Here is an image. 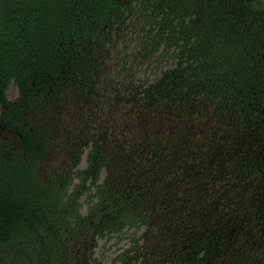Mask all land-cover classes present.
Masks as SVG:
<instances>
[{
	"label": "trees",
	"instance_id": "16d2710c",
	"mask_svg": "<svg viewBox=\"0 0 264 264\" xmlns=\"http://www.w3.org/2000/svg\"><path fill=\"white\" fill-rule=\"evenodd\" d=\"M147 6L153 33L148 30L141 55L177 66L151 83L146 74L140 83V73L122 68L131 77L125 95L120 87L107 94L98 86L102 62L89 57L87 47L91 49L93 37L99 44L115 43L124 30L122 24L114 28L117 21L126 22L139 7L142 15ZM250 6L245 0H0V264H92L99 239L124 228H145L143 237L156 239L154 249L150 244L127 252V264L132 252L144 264L154 257L187 264L192 254L206 255L201 264L234 257L228 245L238 225L209 220L214 210L220 211L215 203L222 204L203 202L202 188L207 187V197L223 188L212 175L220 171L214 168L216 161L229 163V140L230 151L239 152L238 175L243 169L242 180L249 181L255 174L256 200L264 201V159L255 147L261 137L250 133L241 141L214 134L208 137V149L198 143L197 150L193 139L179 143L176 127L167 128L168 110L186 115L209 100V94L214 99L223 92L225 102H217L213 110L222 114L227 107L236 108L242 102L237 98L249 87H264V49L249 55L244 46L247 37L250 43L259 37L264 41V17L249 25ZM46 37L45 46L34 51V42ZM52 42L62 50L53 56L48 49ZM10 78L21 92L15 101L4 97ZM154 89H161L163 98L173 97L159 104ZM107 95L115 98L114 105ZM70 96H75L72 106L80 119L76 129L72 121L64 128L65 164L50 168L61 120L45 114L69 105ZM125 102H132L130 110ZM120 104L122 116L130 118L117 117ZM145 106H150L149 114ZM148 116L160 117L161 126L147 129ZM85 152L89 166L74 169ZM209 155V163L201 164ZM75 178L80 184L70 192ZM89 189L93 196L85 201L89 209L84 217L80 200ZM253 237L258 239L247 238Z\"/></svg>",
	"mask_w": 264,
	"mask_h": 264
},
{
	"label": "rangeland",
	"instance_id": "374dc122",
	"mask_svg": "<svg viewBox=\"0 0 264 264\" xmlns=\"http://www.w3.org/2000/svg\"><path fill=\"white\" fill-rule=\"evenodd\" d=\"M253 1V6H251L253 9L259 10V12H251L250 19H249V25H253L254 22L260 23L262 18L264 17V1ZM252 3V2H251ZM235 9H239L235 7ZM143 14L141 15V9L136 8L134 11L135 13L131 15V17H128L126 22L125 18L120 21H117L114 28H117L119 24H122V27L124 28L122 33L120 34V37L117 39L115 43H111L109 41H104L103 44H99V40L93 37V40L89 43L91 45V49L89 46L87 47L86 53L87 55L90 54L89 57L92 59L99 58L98 61L102 62L103 72L101 73V77L99 79L98 86L102 87L103 90L107 94H111L114 92L117 87H120L123 89V93L125 95V90L127 86L130 83L131 77L128 75H124L121 72L122 68H125L123 71L128 73L129 71H137L141 74H136L137 78L140 79V83H142V77L143 74H146L147 77H150L149 83L154 81L155 79H158L162 77V74L166 72V70L170 68H175L177 65L170 63V65H167V63H161L158 60L151 59L146 60L142 55V49L144 48V45H146V34L148 33V30L153 33V21L151 17V11L150 7H144ZM261 18V19H260ZM135 21V24L131 22ZM125 23L128 25V29L125 30ZM144 30V31H143ZM259 33H257L258 35ZM255 35V37L257 36ZM49 40V39H48ZM251 37H247L246 41H250ZM47 41V37L42 42H34V51L44 47L45 43ZM148 41V40H147ZM50 42V40H49ZM145 42V43H143ZM252 42V41H251ZM143 43V44H142ZM51 44V42H50ZM251 43L244 44L250 45ZM253 54L256 53L257 50H263L264 49V41L262 37L259 38H253ZM64 44L61 43L60 47L64 48ZM48 46V45H47ZM48 49L50 51V54L53 56L54 54L58 53V51H62L59 49L56 44L54 45L52 42L51 46H48ZM91 50V52H90ZM158 52L165 53L162 48H159L157 50ZM93 52V53H92ZM170 53H173L174 55L175 50H170ZM247 54L250 55V51H246ZM33 54V53H32ZM30 56H32L30 54ZM136 59V61L133 63L132 61ZM104 61V63H103ZM172 61V60H170ZM92 64V63H91ZM132 64V65H130ZM94 65V64H93ZM128 67H126V66ZM95 66V65H94ZM130 67V68H129ZM264 84V83H262ZM6 91L4 97L8 101H15L19 98L21 92L19 90L18 84L15 82L14 78H10L9 81L6 83ZM264 86V85H263ZM135 89V87H133ZM260 89H263L262 91H259ZM228 91H231L228 89ZM153 93L155 94V101L161 103L162 100H167L169 98H172L173 96H168L166 98L162 97V91L154 89ZM165 96V95H164ZM212 94H209V100L203 101V105L199 106L197 105V108L195 111L191 110L190 112L187 110V113L179 114V116L175 115L176 110H168L172 111L170 114L171 116L168 117V123L169 125L167 128H170L171 126L176 127V132L179 133V143H182L185 140L193 139V143L197 150L200 146H198V143H201L203 146L202 149H208L209 145L212 144V142L209 140L208 137L216 134L221 139L223 136H235L237 139L241 140V137L245 135H251L256 136V138H263L264 137V87H260L259 85H254L246 89L237 99L240 104L236 107H227L223 110V113L220 114L219 112H215L213 110L216 109V103H223L225 100L223 97V92L218 94L216 98L211 97ZM109 99V104L114 105L115 98H112V96L107 95ZM162 97V98H161ZM75 96H70V103L69 105L63 104L60 107V110L56 112V114H52L47 112L45 114L46 119H52L55 118L56 120H61L60 123V133L59 137L54 141L53 148H54V161L51 162L50 165H47V167L50 168H58L59 166L62 167L64 162V154L65 151H63V145H64V128L67 125L68 121H72L73 128L76 129L77 123L80 119V117H77L74 115V107L72 106V103L74 102ZM144 99V103H145ZM167 101L163 102L166 103ZM156 103V102H155ZM209 103V104H208ZM126 106L130 110L132 106V102H125ZM250 104H253L254 107H251ZM172 105V106H171ZM207 105H209V111L207 110ZM176 106L175 103L170 104L171 108H174ZM158 108L160 106H157ZM150 106H145L146 113H148ZM156 108V105L155 107ZM122 105H119V114L117 117L123 118V117H129L130 115L125 114L122 116ZM1 110V109H0ZM126 110V109H125ZM222 111V110H221ZM229 111H232V113H229ZM128 112V110H126ZM191 113V114H190ZM219 113V114H218ZM231 114V115H230ZM160 120V117L153 118L152 116H148L147 122L149 123V126L147 129H157V127H160L162 122L159 123L157 126V122ZM74 122V123H73ZM242 122V123H241ZM247 125L248 127H246ZM153 127V128H152ZM179 130V131H177ZM252 130V131H251ZM147 133L153 134L152 137L158 136V132L154 130H149ZM145 134V133H144ZM146 135V134H145ZM147 136V135H146ZM167 136L163 137L166 138ZM245 139V138H244ZM243 139V141H244ZM236 143V141H235ZM230 141L228 140V144H226L225 150L227 152H230L231 154L228 156V161L223 162H217L215 165L216 167H220V171L218 173H214L213 178H216V182L219 186L223 185V188H219L216 193H211L207 197V187L202 188L201 195L204 196L203 202L208 203L207 201H214L218 202L221 205H218L215 203L219 208L220 211H213L212 217H210V221H215L222 224V221L225 222L228 220V223L230 221H240L242 219L239 218L238 214V204L240 206L248 205L252 199V190H249V187L251 188L252 185L258 183V177L254 174L251 175V179H253L251 182L245 180H242V176H244L243 169L240 170V176L238 175V168L240 163L237 161V156L239 152L234 153L235 149L230 151ZM194 146V148H195ZM204 149V150H205ZM194 153L196 151L194 150ZM224 154V153H223ZM194 155V154H193ZM200 156L201 154H197ZM220 156H216L218 160L220 159ZM213 156H207V158L204 159L201 158L199 161H202L203 163H209L210 159H212ZM70 163L74 164V161H71ZM238 163V164H237ZM81 169H85L87 166L86 159H83V163L80 164ZM74 169H79L77 164L74 165ZM73 169V170H74ZM107 170H104L102 172L101 181L104 179V176L106 174ZM70 192L73 190V187L76 185L72 182L70 184ZM215 188V187H214ZM246 189V190H245ZM223 200V201H222ZM86 196H83V198L80 200V203H83L82 209L80 210V214L82 216H86L88 213V206L85 205ZM208 208V207H207ZM205 211V208H204ZM208 212V211H205ZM223 212V214H222ZM212 221V222H213ZM249 226V223H248ZM123 232L113 235L112 237L103 238L98 242V247L95 249V258L92 262V264H127V262L130 260L129 258H124V254L130 250L131 247H134V250L137 248L143 249L142 247H148L150 244L153 246H156V239L153 241L150 236H144L143 233L145 231V228H124L122 230ZM247 243L252 244L253 240H246ZM262 248L259 251H251L248 254H244L242 256H239L238 258H234L232 256H225V259L222 262H219L217 260H220V257L216 260V264H233L234 263H243V264H264V239L262 240ZM234 248H238V244L234 245ZM151 248H147L146 252H149ZM130 257V256H129ZM132 258L131 264H138L136 263L137 256L132 252ZM127 260V261H126ZM248 260V261H246ZM154 264V263H153ZM190 264H201L200 262H192ZM212 264V263H211Z\"/></svg>",
	"mask_w": 264,
	"mask_h": 264
},
{
	"label": "water",
	"instance_id": "95a60500",
	"mask_svg": "<svg viewBox=\"0 0 264 264\" xmlns=\"http://www.w3.org/2000/svg\"><path fill=\"white\" fill-rule=\"evenodd\" d=\"M263 151H264V147H263Z\"/></svg>",
	"mask_w": 264,
	"mask_h": 264
}]
</instances>
